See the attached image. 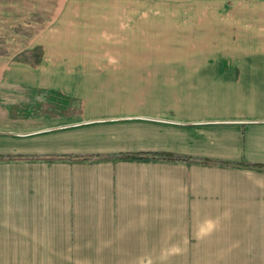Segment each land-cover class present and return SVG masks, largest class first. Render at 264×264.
Returning <instances> with one entry per match:
<instances>
[{"label": "crops", "instance_id": "crops-1", "mask_svg": "<svg viewBox=\"0 0 264 264\" xmlns=\"http://www.w3.org/2000/svg\"><path fill=\"white\" fill-rule=\"evenodd\" d=\"M198 3L0 72V264H264V0Z\"/></svg>", "mask_w": 264, "mask_h": 264}, {"label": "rangeland", "instance_id": "rangeland-1", "mask_svg": "<svg viewBox=\"0 0 264 264\" xmlns=\"http://www.w3.org/2000/svg\"><path fill=\"white\" fill-rule=\"evenodd\" d=\"M198 1L0 0V72L17 62L39 65L60 49L95 55L91 48L106 45L91 41L100 35L94 27H194Z\"/></svg>", "mask_w": 264, "mask_h": 264}, {"label": "trees", "instance_id": "trees-1", "mask_svg": "<svg viewBox=\"0 0 264 264\" xmlns=\"http://www.w3.org/2000/svg\"><path fill=\"white\" fill-rule=\"evenodd\" d=\"M147 156V155H146ZM154 158H159L161 160H173V161H181V159L179 157H176V156H166V155H153ZM136 157H140V156H136ZM79 159L81 160H84V161H88V160H91L93 157H78Z\"/></svg>", "mask_w": 264, "mask_h": 264}]
</instances>
